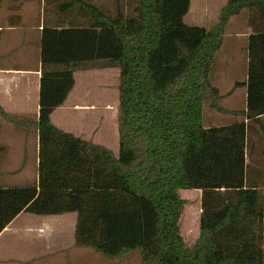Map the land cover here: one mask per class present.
Segmentation results:
<instances>
[{"label": "trees", "instance_id": "trees-1", "mask_svg": "<svg viewBox=\"0 0 264 264\" xmlns=\"http://www.w3.org/2000/svg\"><path fill=\"white\" fill-rule=\"evenodd\" d=\"M114 12L87 0L42 37L39 184L0 187V234L21 213H77L75 246L108 259L140 252L145 264H264V183L250 168L246 121L264 115V0H228L211 29L189 25L191 0H117ZM254 13L248 40L247 109L206 128L204 102L219 106L211 79L230 19ZM120 70L119 155L56 127L53 112L95 61ZM7 114L0 106L1 119ZM1 149V147H0ZM181 190L202 192L200 237L189 246Z\"/></svg>", "mask_w": 264, "mask_h": 264}, {"label": "crops", "instance_id": "crops-1", "mask_svg": "<svg viewBox=\"0 0 264 264\" xmlns=\"http://www.w3.org/2000/svg\"><path fill=\"white\" fill-rule=\"evenodd\" d=\"M68 1L0 0V106L7 114L0 122L1 188L35 187L39 184V130L35 124L40 118L43 30L45 26L52 28L58 22L67 21L68 15L60 14L56 8ZM227 2L228 0L225 3ZM238 16L230 19L227 29ZM251 34L252 30L247 29V32L238 35L248 39ZM248 62L249 60L246 65V81L241 83L247 82ZM87 66L88 69L89 64ZM87 69L75 72L74 89L65 103L51 115L56 127L77 137L80 136L72 129L73 122L70 119L75 112H83L81 107L75 108L78 103V72ZM240 87L244 89L245 111L247 87ZM246 123L249 131L260 132L259 157L253 152V158L258 159L262 167L264 115L259 123ZM11 138L19 147L14 158L15 164L11 155L13 153L10 152ZM112 151L118 156L120 145L118 153ZM247 162L252 164V157L247 156ZM2 174L6 177L4 181L8 183L4 186L1 185ZM21 176L23 179L20 184L26 182L25 184L19 185L17 181H13L15 177ZM259 183L263 185L264 176H261ZM196 192L201 193L200 190ZM77 220V213L50 216L21 213L0 234V264H94L87 254L92 250L75 246Z\"/></svg>", "mask_w": 264, "mask_h": 264}, {"label": "rangeland", "instance_id": "rangeland-1", "mask_svg": "<svg viewBox=\"0 0 264 264\" xmlns=\"http://www.w3.org/2000/svg\"><path fill=\"white\" fill-rule=\"evenodd\" d=\"M87 1L96 3L97 6L112 12H114L118 3L117 0ZM120 2L128 12L133 8L130 0H120ZM225 2L226 0H193L190 11L185 18L186 23L211 29L218 23L221 10L227 4ZM255 17L254 13L244 11L234 19L228 29L226 28L223 46L216 54V62L211 72L212 83L219 90L220 100L218 104L226 112L221 113L213 109L211 101L205 100L204 126L206 128L227 126L243 121L242 116L233 112H241L245 106L244 89L238 87L237 84L246 81V65L247 60H249L247 40L249 38L246 39V37L238 34L244 33V31L247 32V29L252 30ZM119 77V69L110 66L106 60L92 62L86 71L78 72V103L75 108L79 109L81 107L80 109H83V112H75L70 119L73 122L72 129L76 135L90 142L104 145L117 153L119 151ZM257 133V136L252 134V139L254 143L258 144L257 148H259L261 138L260 132L257 131ZM6 138L8 137L6 136ZM13 138L10 139L12 145L10 152L13 153L11 155L14 160L19 147ZM256 153L259 157V149ZM15 163L16 159L13 161V164ZM251 163L250 168L252 170L259 172V176L264 175V166L259 165L260 161L258 159L252 158ZM1 178L2 186L8 184L4 181L6 179L5 175L2 174ZM22 179V176L15 177L13 181L23 185L26 182L20 184ZM196 191L198 190L180 191V196L186 201V207L181 218V228L183 237L189 246H193L200 237L202 192L198 193ZM87 254L94 264H145L142 261L140 252H134L116 259H108L94 251Z\"/></svg>", "mask_w": 264, "mask_h": 264}]
</instances>
